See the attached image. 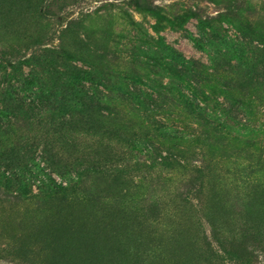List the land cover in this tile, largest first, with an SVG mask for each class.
Wrapping results in <instances>:
<instances>
[{
    "label": "rangeland",
    "instance_id": "1",
    "mask_svg": "<svg viewBox=\"0 0 264 264\" xmlns=\"http://www.w3.org/2000/svg\"><path fill=\"white\" fill-rule=\"evenodd\" d=\"M0 264H264V0H0Z\"/></svg>",
    "mask_w": 264,
    "mask_h": 264
}]
</instances>
